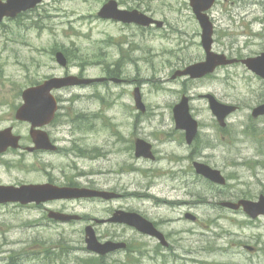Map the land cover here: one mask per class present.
<instances>
[{
  "label": "rangeland",
  "instance_id": "rangeland-1",
  "mask_svg": "<svg viewBox=\"0 0 264 264\" xmlns=\"http://www.w3.org/2000/svg\"><path fill=\"white\" fill-rule=\"evenodd\" d=\"M104 1L44 0L37 12L29 13L33 16L32 18L23 17L19 21L6 18L0 22V129L13 123L14 105L17 104L21 91L38 80L48 76L64 75L66 72L97 77L106 75L105 70L108 69H122L118 77L135 80L132 84L139 82L143 84V92L150 107L148 117L151 120L148 122L149 125H144L148 128L145 134L155 143L161 157L155 165L139 163L133 159L129 161L130 163H137L136 167L152 166L153 169L157 168L158 173L161 171V175L164 173L165 176L173 171L172 161L176 156V159L183 157L178 165H181L183 170H188L192 162L186 157L188 152L185 142L175 136L177 140L168 142L170 137L165 135L174 127L171 104L180 97L179 92L183 90L186 92L189 90L188 93L193 96L191 109L193 115L202 124L199 146L206 145L213 139L217 147L220 146L221 138L217 140L211 133L213 114L206 101L198 97L199 94L213 91L217 92L216 95L222 102L238 104L240 109L228 121L229 130L226 140L228 151L224 153L215 151V157L208 156V152L201 154L206 155L205 160L219 166L234 177L230 180L231 189L246 192V189L250 187L252 193L264 192V155H261L264 151V117L256 120L258 127L263 129L260 136L244 134L246 126L250 124L252 108L264 99V81L239 64L221 68L212 78L204 82H187L184 85L183 80H172L171 75L176 69L202 60L204 57L200 45L201 29L190 9L189 0H144L142 7L149 9V13L155 17L166 21L163 29L145 31L146 36L135 28L125 29L113 21L98 18L97 12ZM120 1L126 3L124 0ZM211 14L216 23L214 49L217 52L232 56L239 54L253 56L264 50V23L254 20H264V0H218ZM144 38L146 40H142ZM129 48L131 55L127 54ZM58 50L64 51L69 56L68 68H63L56 62L54 52ZM123 54L126 57H123ZM115 85L113 82L107 85L96 84L94 88L101 87L99 90L103 93L128 89L127 84L116 87ZM94 88L86 90L90 96ZM71 91L81 93L85 90L74 88ZM68 93L69 91H66L65 95ZM95 101L91 97L78 100L74 103L75 108L68 109V114L74 117L76 110L84 109L82 111L90 113L98 111L99 104ZM112 113H114L113 117H128V110L118 105L111 111ZM92 122L100 123L96 120ZM20 123H18V130L21 134L24 132L27 134V126ZM70 124L65 125L63 130L73 141L75 135H78L81 147L88 149L96 146L104 147L105 152L107 149H112L110 145H107L110 139L107 138L109 136L105 131L101 129V132L97 131L99 129L73 131L71 136ZM80 125L86 129L90 124L84 121ZM173 135L176 133L170 136L173 137ZM101 139L104 144L99 141ZM217 147L212 146V149ZM123 156L115 154L116 158L113 155L104 158V167L100 170H111L108 160L110 158H115V161L125 159L126 156ZM15 159L16 157L12 154L7 158V165H4V161H0L1 182L9 183L13 182L12 180L31 182L40 179V175L32 171L29 160L15 167L16 163H13ZM61 162L65 163L67 160H61ZM79 163L89 167L88 169L99 170L98 162L95 160H79ZM141 175L116 172L113 177L129 179L128 182H136L135 186H140V183L151 179ZM105 178H108V174ZM158 182L161 180L159 179ZM164 185L169 191L172 183L166 182ZM168 197L174 198L175 195L168 192ZM129 202L134 204L132 200ZM40 214H43L40 209L0 206V247L23 254L19 264H47L44 260L38 261L41 253L37 250H44L49 242L51 245L53 243L65 246L78 245L77 247L83 245L78 243L82 240L84 242V236L65 233L74 229V226L50 223L44 227L40 223ZM200 214L204 212L201 210ZM241 218H243L242 215L236 219L241 220ZM33 223H37V226H31ZM222 224L225 229L239 231L230 220H224ZM57 228L68 230L61 233V230ZM244 233L250 244L264 247V219L250 225ZM128 234L131 235L132 232L128 231ZM225 239L215 238L217 242L215 245H225ZM227 239L229 243L226 247L232 245L231 249L240 251L238 247H234L233 237L229 236ZM201 240L203 243H200V247L203 244L208 245L205 238ZM76 250V255L86 254L84 249ZM211 255L213 259L208 258L206 253H202L200 259L213 261L235 259L233 264H264V254L262 260H253L244 253L237 254L234 258H229L230 254L223 255L220 251L213 252ZM54 264H62V262ZM66 264L82 263L71 257ZM141 264H145L144 260Z\"/></svg>",
  "mask_w": 264,
  "mask_h": 264
},
{
  "label": "water",
  "instance_id": "water-1",
  "mask_svg": "<svg viewBox=\"0 0 264 264\" xmlns=\"http://www.w3.org/2000/svg\"><path fill=\"white\" fill-rule=\"evenodd\" d=\"M41 0H7L6 3H2L0 0V20L3 16H16L21 11L27 10L29 8L35 7ZM214 0H191V5L194 7L195 13L203 27V43L205 50L207 52L206 61L200 62L189 66L186 70L180 72V74H190L192 77H202L208 73L215 70L218 65L232 63L235 60H228L224 55H219L211 51L212 43V26L208 21L205 14H202L203 10L208 9ZM100 16L106 18H115L122 20L124 22H138L145 25L150 24L153 20L145 16L140 15L138 12L133 11H121L117 8V2L114 0L109 1L104 5L100 11ZM159 25L162 23L159 22ZM58 61L62 65H66V60L63 54H57ZM249 69L254 71L256 74L264 78V53L257 57L247 58L242 60ZM82 83V80L74 76L67 78H54L42 85V87L30 88L24 92L25 103L18 110L17 117L23 120H29L34 123V125L46 124L52 120L56 111V102L53 97L49 94L51 88L61 87L63 85H72ZM210 101V107L213 113L219 118V120L224 119L229 113L236 110L235 106H228L219 103L213 96L208 95ZM264 114V105H261L254 109L253 115L258 116ZM174 116L178 122V126L185 128L187 130V139L189 142L195 137L197 132L198 122L191 116L189 110L188 98L184 97L182 101L175 106ZM36 123V124H35ZM37 143L42 142L41 137L37 136L35 139ZM142 143V142H140ZM140 147V146H139ZM137 155L142 154L140 148L137 149ZM149 155L147 151L144 153ZM200 173L208 176L209 178L224 182L223 178L220 177L218 171H213L208 166L200 164L197 166ZM80 192L74 190L71 192L66 190H60L58 188L50 187L49 185L42 186H27L24 190L11 191L7 190L1 193L0 201L14 200L20 201L22 203H27L33 200L48 199V198H59V197H73L77 196ZM81 193V192H80ZM245 210L256 217L258 214L264 213V197L261 198L259 202H241ZM89 248L100 253H104L109 250L116 248V245H112L106 248H102L97 244L96 239L92 237L88 240Z\"/></svg>",
  "mask_w": 264,
  "mask_h": 264
},
{
  "label": "flooded vegetation",
  "instance_id": "flooded-vegetation-1",
  "mask_svg": "<svg viewBox=\"0 0 264 264\" xmlns=\"http://www.w3.org/2000/svg\"><path fill=\"white\" fill-rule=\"evenodd\" d=\"M132 93L124 97V105L127 109L134 108V102L132 98ZM122 96V95H121ZM63 100H70L71 95L62 97L59 95V98ZM94 97H96L94 95ZM146 118L138 117L135 119V122L130 124V122L127 120L126 122H121L120 124L116 125L117 130H122V133L119 135L116 133L115 141L113 145L120 147V153L127 156L129 158V155L133 152V148L135 147V139L139 137L138 135L144 136L143 132L145 131V128L143 127L142 123L145 121ZM55 125V124H54ZM133 126V127H132ZM227 132V127L225 128H219L216 127L215 130L212 131L214 134H225ZM178 135L184 137V133L181 131L178 133ZM217 137V135H215ZM52 140L54 142H57V138L53 137ZM102 141V144L104 143L103 139L99 140ZM107 144L111 145L110 142H107ZM213 147H217V144H213ZM57 149L56 152L47 153L43 150L35 151V154L38 155H46V156H52L51 158V168H54L52 164H55L56 158L55 156L63 157V151L60 146ZM154 148V147H153ZM97 154L95 159L97 158H104L103 155V148L97 147ZM155 153H158L156 148L154 149ZM113 152V150L111 151ZM192 152H196L194 149ZM33 154V153H32ZM73 156H79L78 154H75L72 152ZM66 156V154H64ZM69 158V157H68ZM70 159V158H69ZM93 159V157H92ZM98 165L102 168L103 167V161L98 159ZM49 161H46L48 163ZM73 164L70 163V161L63 166L62 169L59 168L57 172L54 174L52 173L48 179H51L49 181L53 182L54 184H58L60 186H67L71 188H86L89 190H109L113 191L116 189L115 183L111 181H107L101 177L98 179H93V174L95 175H103L105 174L104 171H98L95 173L93 172H87L85 168L82 165H77L74 161H71ZM109 162L110 159H109ZM109 171H107L108 173ZM106 173V174H107ZM158 183V182H156ZM178 193V192H176ZM180 198V197H179ZM161 201L159 198H152V206L149 207V209H146L143 211V214H146L148 218H150L154 224L156 225V228L164 235L165 240L167 242L166 245H163L161 241L159 242L158 239L155 237H148L145 239V245H146V253L148 254V258L151 262H159L160 264H194L198 262V255H192V258L189 259L190 254L189 251H184L183 246L181 245V238L184 235L194 236L196 234H199V226L198 223H192L191 225L184 226L183 225V218L182 216L176 217V218H166L161 214L162 207L160 204L156 203ZM105 202V199L103 198H95L93 197H86L81 199H74V200H53L48 201L47 203H42L41 205L44 206L46 204H52L56 205L58 204V207L62 210L71 211L75 210L74 207H70L68 205H84L86 203H102ZM173 202L176 205V208L174 210H178V206L182 204L183 202L180 200H166V203ZM239 213V212H238ZM191 252H195L192 250Z\"/></svg>",
  "mask_w": 264,
  "mask_h": 264
}]
</instances>
